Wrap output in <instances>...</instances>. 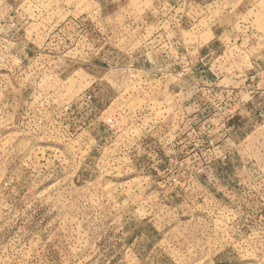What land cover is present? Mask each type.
Segmentation results:
<instances>
[{
    "label": "rangeland",
    "instance_id": "374dc122",
    "mask_svg": "<svg viewBox=\"0 0 264 264\" xmlns=\"http://www.w3.org/2000/svg\"><path fill=\"white\" fill-rule=\"evenodd\" d=\"M0 264H264V0H0Z\"/></svg>",
    "mask_w": 264,
    "mask_h": 264
},
{
    "label": "crops",
    "instance_id": "0c3cea01",
    "mask_svg": "<svg viewBox=\"0 0 264 264\" xmlns=\"http://www.w3.org/2000/svg\"><path fill=\"white\" fill-rule=\"evenodd\" d=\"M236 96H238V94H236Z\"/></svg>",
    "mask_w": 264,
    "mask_h": 264
}]
</instances>
